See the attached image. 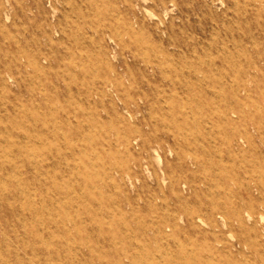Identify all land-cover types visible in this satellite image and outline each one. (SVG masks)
<instances>
[{"label":"rangeland","instance_id":"374dc122","mask_svg":"<svg viewBox=\"0 0 264 264\" xmlns=\"http://www.w3.org/2000/svg\"><path fill=\"white\" fill-rule=\"evenodd\" d=\"M0 264H264V0H0Z\"/></svg>","mask_w":264,"mask_h":264},{"label":"bare ground","instance_id":"6f19581e","mask_svg":"<svg viewBox=\"0 0 264 264\" xmlns=\"http://www.w3.org/2000/svg\"><path fill=\"white\" fill-rule=\"evenodd\" d=\"M88 12V11H87ZM70 58V57H69ZM212 64V63H211ZM201 65V64H200ZM214 66H216L215 64H214ZM216 69V68H215ZM218 70H219V68H218ZM215 71V70H214ZM203 72V71H202ZM61 75V74H60ZM176 76V75H175ZM222 80V79H221ZM102 81V80H101ZM106 81V80H105ZM187 84H186V80H185V82H184V86H186ZM101 86V85H100ZM102 86H104V87H107L108 86V84H107V82H105V84H103ZM104 87H101L100 88V90H98L97 92H99V93H103L104 92ZM117 88H118V86H117ZM116 92V91H115ZM218 95V94H217ZM224 97V96H223ZM224 99V98H223ZM217 100V99H216ZM114 105V104H113ZM206 109V108H205ZM204 109V110H205ZM222 113H224V112H226V113H224V115L226 116V114L228 113H230V112H235L232 108H225V111L223 112V111H221ZM219 114V113H218ZM243 115V114H242ZM217 116V115H216ZM198 117V116H197ZM36 119V118H35ZM220 119H221V117H220ZM187 120V119H186ZM221 121H222V119H221ZM48 122H50V120L48 121ZM179 122V121H178ZM225 123H228V122H226V120L224 121ZM236 123V122H235ZM42 125H43V128H44V126L46 125V122H42ZM217 126V125H216ZM122 127V126H121ZM198 128V127H197ZM257 128V127H256ZM188 129H189V127H188ZM46 133H44V135H45ZM225 134V133H224ZM134 136L133 137H131L132 136V133L131 134H126L125 136H123L122 137V143H128V142H130V140H134L135 142H137L138 144V146L139 147H141L144 151H146L147 153H149V150H150V148H153L154 150H156L159 146H160V142H157V145H156V147L154 146V145H151L150 144V142L146 139V140H144V139H138V137H137V135L135 134V131H134V134H133ZM187 135V134H186ZM140 136V135H139ZM201 137V136H200ZM197 138V137H196ZM227 139H228V142L230 143L231 142V140L232 139H234L235 140V145L238 147V150H239V152H243V149H242V146L244 145V144H247L248 146H250V147H253L254 145H253V142H252V136L248 133V131L244 128V130H243V132L242 133H239V135H238V137L236 138L235 137V135L234 134H231L230 136H228L227 137ZM253 145V146H252ZM83 146V145H82ZM255 148V147H254ZM194 149V148H193ZM30 151V150H29ZM31 153V152H30ZM35 153V152H34ZM95 153V152H94ZM37 154V153H36ZM50 154V153H49ZM98 157V156H97ZM137 157V156H136ZM148 158H149V156H148ZM135 162L136 163H138V164H140V160L139 159H135ZM207 167V166H206ZM102 182V181H101ZM214 183V182H213ZM24 184V183H23ZM114 187V186H113ZM94 195V194H93ZM63 196V195H62ZM224 201V200H223ZM57 204V203H56ZM67 213V212H66ZM199 219H200V217H198ZM238 218L239 219H242V216H238ZM202 220V219H201ZM159 223V222H158ZM157 223V224H158ZM191 223H192V221H191ZM27 232V231H26ZM30 234V233H29ZM224 249V248H223ZM207 252V251H206ZM167 253V252H166ZM170 254V253H169ZM181 254V253H180ZM223 256V255H222ZM170 259V258H169ZM195 259H197V258H195ZM225 259V258H224ZM175 260V259H174Z\"/></svg>","mask_w":264,"mask_h":264}]
</instances>
